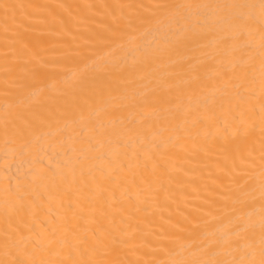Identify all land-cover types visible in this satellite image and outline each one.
Masks as SVG:
<instances>
[{"label": "bare ground", "instance_id": "1", "mask_svg": "<svg viewBox=\"0 0 264 264\" xmlns=\"http://www.w3.org/2000/svg\"><path fill=\"white\" fill-rule=\"evenodd\" d=\"M0 264H264V0H0Z\"/></svg>", "mask_w": 264, "mask_h": 264}]
</instances>
